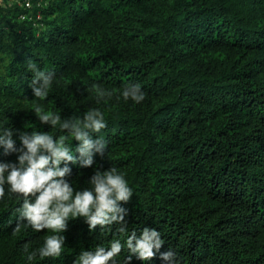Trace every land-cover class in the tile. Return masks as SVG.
Here are the masks:
<instances>
[{
	"label": "trees",
	"instance_id": "obj_1",
	"mask_svg": "<svg viewBox=\"0 0 264 264\" xmlns=\"http://www.w3.org/2000/svg\"><path fill=\"white\" fill-rule=\"evenodd\" d=\"M32 2L0 1V127L19 149L21 133L67 135L42 124L36 107L62 119L100 110L104 154L91 167L69 164L65 179L82 191L115 167L133 195L121 202L127 233L70 219L61 256L28 261L25 246L35 251L52 233L26 220L14 231L23 199L5 185L0 264H74L144 227L160 233L159 252L127 262L125 245L115 264H168V250L174 264H264V0ZM28 60L55 73L45 100L30 87ZM132 84L140 103L123 98ZM96 87L112 95L98 102ZM67 142L78 157L79 142ZM18 155L0 146V164L18 165Z\"/></svg>",
	"mask_w": 264,
	"mask_h": 264
},
{
	"label": "clouds",
	"instance_id": "obj_2",
	"mask_svg": "<svg viewBox=\"0 0 264 264\" xmlns=\"http://www.w3.org/2000/svg\"><path fill=\"white\" fill-rule=\"evenodd\" d=\"M27 68L34 73L30 83L34 96L45 100L55 73L40 70L31 60L27 61ZM95 91L98 102L112 95L99 87ZM122 95L125 100L131 98L136 103L145 98L139 84L126 86ZM33 111L42 124L58 128L62 133L66 131L67 135L54 139L49 133H21V147L17 149L12 130L0 127V146H3L5 153H19L18 165L0 164V199L5 196V185L10 193L23 199L21 207L17 209L18 222L14 231L18 232L21 221L26 220L34 231L46 229L52 233L45 238L43 246L35 251L29 252L25 246L27 260L32 261L37 254L41 259L59 258L65 244V237L61 233L67 230L70 219L83 218L90 231L97 226L110 229L117 225L119 233H127L125 217L128 210L121 207V202L127 203L133 190L115 167L103 172L95 171L89 180L91 187L82 191H75L65 179L71 174L69 164L79 162L81 167H91L94 153L104 154L107 142L99 135L107 127L104 114L98 109H92L82 117L62 119L60 115L45 112L40 107ZM92 133L97 134L98 138L93 139ZM69 137L79 142L75 149L79 153L78 157L73 154L67 142ZM30 197H35V201L31 202ZM125 245L129 253L127 262L132 255L142 261H149L159 252L163 241L156 229L144 227L139 235L135 230L131 231L124 243L114 239L108 249L97 246L94 251H81L74 264H115L114 258ZM160 256L168 264H174L173 251L168 250Z\"/></svg>",
	"mask_w": 264,
	"mask_h": 264
},
{
	"label": "built area",
	"instance_id": "obj_3",
	"mask_svg": "<svg viewBox=\"0 0 264 264\" xmlns=\"http://www.w3.org/2000/svg\"><path fill=\"white\" fill-rule=\"evenodd\" d=\"M1 1V0H0ZM21 5L24 7V8H28L30 10L34 9V4L32 2V0H21Z\"/></svg>",
	"mask_w": 264,
	"mask_h": 264
}]
</instances>
